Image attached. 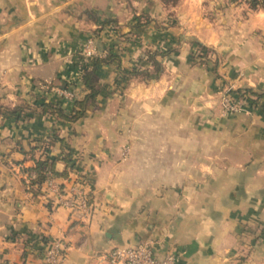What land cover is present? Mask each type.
<instances>
[{
    "label": "crops",
    "instance_id": "obj_1",
    "mask_svg": "<svg viewBox=\"0 0 264 264\" xmlns=\"http://www.w3.org/2000/svg\"><path fill=\"white\" fill-rule=\"evenodd\" d=\"M201 1L181 2L182 21L221 53V81L233 89L264 92V8L244 0L225 3L217 18L225 23L221 28L216 19L207 22L200 15L198 20ZM130 8L122 0H0V104L52 102L69 112L73 98L51 82L66 81L76 97L83 96L82 67L71 61L79 44L91 39L94 54L118 48L125 62L151 44L153 32L124 38L110 23L101 24L123 22V11ZM96 27L101 28L92 36ZM129 28L125 21L118 33ZM186 59L184 51L164 57L166 68L175 71L170 77L131 81L112 94L102 90L76 120L40 108L25 112L19 105L13 112L0 111V264H38L53 239L67 245L63 264H106L101 253L144 239L153 240L159 256L174 251L175 264H264V227L261 233L256 228L264 221V103L210 119L222 128L204 137H209V152L203 157L202 121L199 115L187 120L185 99L202 98L213 77ZM115 64L116 59L98 64L101 81H110ZM187 121L195 123L193 130L187 131ZM127 136L130 156L123 158ZM68 149L73 167L55 176L64 184L76 171L89 178L95 209L88 216L51 203L30 181L37 158L58 157L55 169H67L59 157ZM157 154L176 161L159 160ZM154 170L161 172L154 176ZM181 185L198 190L191 197L180 192ZM195 196L214 209L195 207ZM246 224L261 236L252 245L241 243L251 252L237 263L234 237L240 226L249 229Z\"/></svg>",
    "mask_w": 264,
    "mask_h": 264
},
{
    "label": "rangeland",
    "instance_id": "obj_2",
    "mask_svg": "<svg viewBox=\"0 0 264 264\" xmlns=\"http://www.w3.org/2000/svg\"><path fill=\"white\" fill-rule=\"evenodd\" d=\"M122 1H127L131 3L130 10L123 11V16H125L123 18V22H112L111 19H109L107 21H102L101 24L103 25L104 23H110L112 25V29L116 30L115 33L124 38H139L143 35H146V33L153 32V37L151 38L152 41L151 44L149 43V46H146L145 48L140 50L138 56L132 58L131 60H128V62L122 61L121 57H119L118 48H116L113 52V47L109 46L108 48H105V51L103 53H97L92 55L91 57H87L84 55L82 50L83 44H79L78 47H76L74 52L72 53L71 61L74 63V66L78 65V67H82L80 76L81 83L83 69H85V67L87 66L90 67L92 61L95 60V58H98L99 60L96 65V78L93 84L94 88L97 89L98 92L93 98V100L89 102V104H91L95 100L97 95L102 90H106L107 94H112V92L125 89L131 81L148 82L151 80L156 81L163 75H168L169 77L172 76V73H174L175 71L171 68H166V64L163 59L165 56L174 54L177 51H184L188 65H202L203 67H206L208 69L209 74H211L213 77V80L210 79V88L207 89V91H202V98H199V96L188 95L185 99L187 120H189L190 117L193 115H199L202 121V145L205 146L202 148V156L208 158V156L204 155H208L207 152H209V149L207 148L209 147V137H204L210 135V130L216 131L217 127L222 128V123H210L209 120L213 119V121H218V116L221 115L239 114L246 112V110L261 106L264 101H260L261 98H255L253 95L250 94H247L245 96L239 95L237 92L232 91L233 88L226 86L221 81L222 75L217 69V66L220 62L219 57L221 56V53L216 49V46H214L213 44H209L206 42L204 43L199 40L198 36L192 31V26H186L184 24V22L182 21L184 17L183 8L180 7L181 2H183V0H134L135 2H132L131 0ZM230 1L235 0H202L201 5L199 6V11H197L198 20H200V15L207 22L215 21V19L217 20V18L221 16V12L219 11V9H225V3H229ZM244 1L250 4V0ZM125 13H128L127 18ZM125 21H128V26H131L133 28H129L125 32L118 33V30L121 28V25L125 23ZM217 25H220V27L223 28V25H225V23L221 22L220 20H217ZM99 28L101 27L93 28L91 32L92 36L98 35ZM93 56L96 57L93 58ZM115 59L116 66L114 69L113 77L110 79V81H101L99 79V75L97 74L98 64L111 63ZM145 70H148L150 72H156L157 77L154 79H147V75L144 72ZM120 78H122V80ZM52 83H54L55 86H58L59 89H65L61 84L63 82L59 79H55V81L51 82V85ZM70 84L74 85L75 83L70 82ZM40 85H42L44 89L50 87L48 83H41ZM240 97H242V101H240ZM169 98L171 97H168V100ZM17 105H19L18 109L24 110L25 112H33L35 110L37 111L38 108H40L41 110H49L48 107L33 102L19 103ZM17 105L7 106L1 103L0 111L10 112V110L12 108L15 109ZM194 126V122H186L187 131L193 130ZM126 140V144H124L122 151L123 158H125L126 156H130L128 136L126 137ZM138 140L139 142L141 141V144H145L146 139L141 138ZM157 140L159 142L161 141V139ZM143 156L144 158H142V161L145 162L146 156ZM155 157L159 160L163 159L164 161L171 163L176 161L174 156H168L167 154H165L164 156L162 154H157L155 155ZM186 157L193 159L192 154H187ZM160 172L161 170H154L153 174L155 176ZM169 172L171 174L174 173V171ZM189 172L192 173V171H188L187 173ZM75 173L87 177L85 174H82L80 172L76 171ZM229 173L233 174L232 171H229ZM172 188L176 189V187ZM178 188L180 189V192H184L186 195L191 197H193L192 195L195 193V191L198 190L197 185H186L184 187L181 185ZM196 196L195 200L192 201L193 203H195V207L199 206L198 203L204 205V210L205 208L210 209L213 207L212 202L205 201L203 199L199 200V197ZM201 197L203 198V196ZM246 225L249 229H247V227L245 226H240L239 228L241 231H238L237 235L234 237V242L237 243V245L239 244L237 248L234 247L235 259H237V263H241V259L245 258L246 252H251V248H249V250L241 248V243L244 242L249 245L254 244L257 238L261 236L258 233L262 232V229L264 227V221L257 225V229L259 226L258 233L255 228H252L251 224ZM245 230L251 231L250 234L243 235L241 232H244Z\"/></svg>",
    "mask_w": 264,
    "mask_h": 264
},
{
    "label": "built area",
    "instance_id": "obj_3",
    "mask_svg": "<svg viewBox=\"0 0 264 264\" xmlns=\"http://www.w3.org/2000/svg\"><path fill=\"white\" fill-rule=\"evenodd\" d=\"M83 53L90 57L94 54L93 42L89 39L83 46ZM60 92L69 98H75L76 92L71 87L61 89ZM240 97V101H242ZM31 177H35L32 172ZM42 191L51 203L59 202L71 211L81 216L91 215L95 209L92 199V183L89 178L73 173L68 184L57 181L56 176L46 171V178L41 185ZM67 245L64 240L53 239L41 252L38 264H63L66 256ZM106 264H175L176 254L172 250L159 256L153 250V240L144 239L138 243L127 246H116L99 255Z\"/></svg>",
    "mask_w": 264,
    "mask_h": 264
},
{
    "label": "trees",
    "instance_id": "obj_4",
    "mask_svg": "<svg viewBox=\"0 0 264 264\" xmlns=\"http://www.w3.org/2000/svg\"><path fill=\"white\" fill-rule=\"evenodd\" d=\"M166 1V0H165ZM252 7H263L264 8V0H250L249 1ZM200 44V42H199ZM91 57V56H90ZM96 57V56H95ZM93 56V58H95ZM99 62L98 58H95V60L92 61V64L90 67H85L83 69L82 73V83L85 88V93L82 97H75L73 98L74 105L73 108L69 112H64L63 108L59 105H55L52 102H43L41 105L48 107L49 111L55 112L57 115L68 119V120H76L77 118L81 117L84 113L86 107L88 106L89 102L93 100V98L97 94V89L94 88V81L96 78V65ZM147 75V79H154L157 77L156 72H150L148 70L144 71ZM122 80V78H120ZM124 80V78H123ZM69 83L66 81H63L62 86L64 88H67ZM232 91L237 92L239 95H253L255 98H261L264 97L263 91H257L251 87H243V88H236ZM15 111V109H11L10 112ZM58 159V157H49L46 156L44 158H37L34 161L33 170L35 172V177L30 179L31 183H37L38 185H42L45 178H46V171L50 170L54 175L56 176H65L68 174V169H71L73 167L72 162V151L68 149L59 159H63L66 163L67 169H63L61 171H58L55 169V161Z\"/></svg>",
    "mask_w": 264,
    "mask_h": 264
}]
</instances>
